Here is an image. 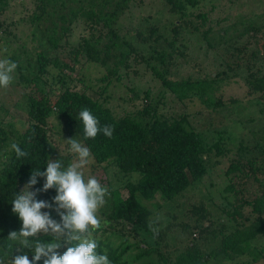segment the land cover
<instances>
[{
  "label": "trees",
  "instance_id": "obj_1",
  "mask_svg": "<svg viewBox=\"0 0 264 264\" xmlns=\"http://www.w3.org/2000/svg\"><path fill=\"white\" fill-rule=\"evenodd\" d=\"M164 1L176 19L167 33L157 25L150 27L149 37L138 33L144 48L149 49L150 55L145 56L121 36L118 27L138 0H34L32 24L37 31L34 35L41 37L47 51L36 50L37 66L32 77L19 68L27 84L24 94L28 125L20 131L0 121V261L3 264H9V258L14 259L16 255L27 254L33 259L34 248L21 247L16 245L19 241L7 239L11 232H19L22 227V221L12 211V200L29 182L33 170H46L48 159L60 160L64 167L74 160L73 155L56 154L62 146L69 149L67 140L71 138L87 147L96 163L88 178L95 177L108 189L106 202L98 212L101 227L95 230L93 238L98 245L97 252L106 253L111 264H136L128 257L134 246L129 240L120 241L117 226L151 231L158 221L152 219L153 211L146 202H153L158 196L166 202L176 200L194 183L204 181L214 158L223 157L230 161L225 192L235 198L229 202L230 207L223 208V217L215 219L207 207L195 205L192 209L195 223H187L183 229L190 239L185 249L170 254L162 247L141 248L137 258L155 252L162 264H260L264 261V68L259 67L264 66V24L231 14L219 17L216 22L214 14L221 3L215 0ZM9 6L10 0H0V15ZM79 25L84 26V33L77 37L75 29ZM197 35L208 42L209 49L223 51L220 68L201 77L175 78L173 69L178 59L187 56V36ZM242 39L246 43L240 45ZM60 54H65L73 66L83 62L103 66L107 70L101 79L106 83L105 91L130 72L132 56L141 58L163 87L178 99L199 98L216 110L238 102L234 99L225 102L215 96L224 86L240 78V71L246 68L250 71L246 77L248 94L259 99L262 115L248 120L256 126L249 142L226 126L199 130L184 115L172 120L162 118L151 106L143 110L147 119L118 118L103 102L70 86L66 74L61 78L60 91L47 86L44 73L49 65L54 64L62 71L68 67L74 70L69 62L61 63ZM84 108L98 119L101 128L113 127L111 138L100 132L94 139H85L79 121V112ZM52 118L57 124H53ZM12 143L18 144L27 155L18 158L11 149ZM109 163L125 175L138 177L126 183L127 196L103 177L105 169L101 166ZM44 182V177H37L30 191L36 193L37 200L52 205L42 211L55 219L56 189L42 191ZM247 208H251V217H246ZM100 231L105 235H98ZM157 236L162 241L168 240L167 234L157 232ZM37 239L50 242L52 237L40 234ZM70 246L62 242L57 251L62 255ZM36 264H43V258Z\"/></svg>",
  "mask_w": 264,
  "mask_h": 264
},
{
  "label": "rangeland",
  "instance_id": "obj_2",
  "mask_svg": "<svg viewBox=\"0 0 264 264\" xmlns=\"http://www.w3.org/2000/svg\"><path fill=\"white\" fill-rule=\"evenodd\" d=\"M215 1L221 3L214 14L216 22L219 17L231 14L247 18L255 24H264V0ZM34 9V0H10L8 11L0 15V59H10L18 65L13 83L7 89H0V121L5 126L14 125V128L20 131L27 128L29 118L24 94L27 84L21 78L19 68L21 66L26 74L32 77V71L37 66L36 50L47 51V47L42 45L41 37L34 35L37 32L32 24ZM175 19L176 17L169 12L164 0H138L121 20L118 26L119 33L140 53L148 56L150 55L149 49L144 48L138 33L143 32L148 36L152 25L159 26L162 32L167 33L166 30H170ZM216 22L213 23L215 26ZM80 33H84L83 25L75 29L77 37ZM187 38V56L178 59V65L173 69L175 78L181 79L189 75L201 77L220 68L222 50L209 49L208 42L198 35L187 36ZM235 40L233 42H236ZM245 43L246 40L242 39L239 44ZM39 45L42 46L39 47ZM233 50L234 47H231L230 51ZM59 56L62 64L69 62L68 65L74 67V70L68 67L64 68V72L54 64L49 65L47 72L44 73L47 86L52 87L56 92L60 91L61 78H64L66 74L67 83L70 86L86 91L93 98L103 102L118 118L130 116L144 120L146 116L143 110L151 106L162 118L172 120L184 115L199 130L226 126L237 136L242 137L243 141L249 142L253 138V130L256 126L253 121L248 120L258 119L262 115V105L259 104V99L255 95L248 94L246 77L250 71L246 68L240 71L242 73L240 78L224 86L215 96L217 99L222 97L225 102L230 99L238 100V102L227 104L216 110L199 98L184 101L178 99L171 91L163 87L162 82L141 58L136 59L132 56L130 72L122 81L115 80L105 91L106 83L101 79L107 74V70L103 66L92 62H83L73 66L65 54ZM259 67L264 68V66ZM52 122L57 124L55 118H52ZM56 154L59 156L73 155L75 159L74 154L66 146L57 149ZM229 165L230 161L227 157L214 158L210 172L204 181L194 183L176 200L166 202L158 196L155 201L146 202L153 211L152 219L158 221L151 231L134 229L132 226H117L116 230L121 236L120 241L129 240V243L134 246L128 253V257L136 264H162L155 252L144 258H137V255H140L141 248L162 247L170 254L185 249L190 239L183 229L184 226L195 223V216L192 213L195 205L207 207L215 219L222 218L223 208L230 207L229 202L235 201L231 194L225 192L229 184L226 176ZM95 167L96 163L91 156L90 163L84 169L85 179ZM101 168L106 172L103 173V177L109 179L113 188L119 189L125 196L128 195L125 188L126 183L129 180L136 181L138 178L125 175L112 163L104 164ZM245 213L246 217H251V208H247ZM56 214L57 217L54 220L61 222L57 211ZM157 232L167 234L168 240L162 241L158 238ZM98 235L104 236L105 234L100 231ZM194 236L198 238L197 235ZM260 264H264V261Z\"/></svg>",
  "mask_w": 264,
  "mask_h": 264
},
{
  "label": "clouds",
  "instance_id": "obj_3",
  "mask_svg": "<svg viewBox=\"0 0 264 264\" xmlns=\"http://www.w3.org/2000/svg\"><path fill=\"white\" fill-rule=\"evenodd\" d=\"M17 67L10 59H0V89H7L13 83ZM79 121L85 139H94L100 132L109 138L113 135V127L105 125L101 128L98 119L87 108L79 112ZM67 143L75 159L67 167L60 160L48 159L46 170H33L29 182L12 200V211L22 221V227L19 232H11L7 239L19 241L16 245L21 247L34 248V254L32 260L27 254L16 255L14 259L9 258V264H36L42 258L43 264H111L106 253L97 252L98 245L93 238V232L101 227L98 212L106 202L108 189L95 177L85 179L84 169L91 160L90 150L74 138L68 139ZM11 149L18 158L27 155L16 143L11 144ZM37 177L45 178L42 191L56 189L54 203L61 222L42 211L52 205L37 200L36 193L30 191L37 183ZM40 234L51 236L52 240L37 239ZM62 242L72 246L61 255L57 249Z\"/></svg>",
  "mask_w": 264,
  "mask_h": 264
}]
</instances>
